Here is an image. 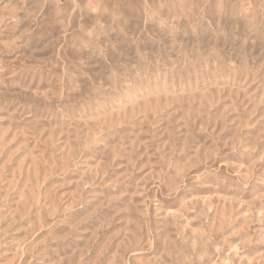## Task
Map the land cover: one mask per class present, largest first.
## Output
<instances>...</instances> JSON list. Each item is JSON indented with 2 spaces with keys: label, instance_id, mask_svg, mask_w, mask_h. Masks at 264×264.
Wrapping results in <instances>:
<instances>
[{
  "label": "rangeland",
  "instance_id": "rangeland-1",
  "mask_svg": "<svg viewBox=\"0 0 264 264\" xmlns=\"http://www.w3.org/2000/svg\"><path fill=\"white\" fill-rule=\"evenodd\" d=\"M0 264H264V0H0Z\"/></svg>",
  "mask_w": 264,
  "mask_h": 264
}]
</instances>
